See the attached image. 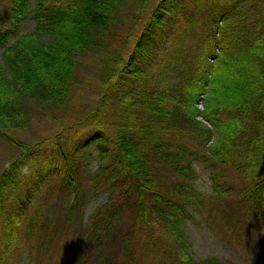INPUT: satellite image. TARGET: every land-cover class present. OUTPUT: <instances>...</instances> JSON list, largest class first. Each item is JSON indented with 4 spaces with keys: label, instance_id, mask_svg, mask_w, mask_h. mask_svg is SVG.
<instances>
[{
    "label": "trees",
    "instance_id": "1",
    "mask_svg": "<svg viewBox=\"0 0 264 264\" xmlns=\"http://www.w3.org/2000/svg\"><path fill=\"white\" fill-rule=\"evenodd\" d=\"M125 1L4 6L0 134L20 153L0 174V262L24 238L49 264H252L195 257L186 226L227 202L264 233V0H142L141 30L117 33ZM28 18L34 28L8 43ZM121 36L128 50L113 46ZM97 51L95 95L77 116V72ZM32 102L60 124L35 141L18 134ZM93 145L100 162L82 173L76 155ZM198 165L216 194L198 188Z\"/></svg>",
    "mask_w": 264,
    "mask_h": 264
},
{
    "label": "rangeland",
    "instance_id": "2",
    "mask_svg": "<svg viewBox=\"0 0 264 264\" xmlns=\"http://www.w3.org/2000/svg\"><path fill=\"white\" fill-rule=\"evenodd\" d=\"M157 0H149L150 4L153 5ZM142 0H126L122 11L124 12L126 19L120 23L117 29H125L128 26L132 31L139 32L142 25L135 27V11ZM8 3V0H0V24L2 16L6 13L4 6ZM142 20V19H141ZM13 22L8 21L5 28H12ZM35 26L33 19L28 18L23 21L18 27V32L12 33L9 37L8 43L15 40V38L24 31L32 30ZM113 46H117L120 49H129L127 39L125 37H120L118 40L112 41ZM218 48V45H216ZM95 56L86 55L82 58V63L77 72L78 87L76 96L72 98V102L68 103L67 106L70 108V112L80 116L82 110L86 108L87 105L92 104L91 98L95 95V87L97 82L95 80V69L96 65L101 66L103 59H105L106 54L102 52H92ZM212 56V55H211ZM214 56V55H213ZM86 61L83 63V60ZM208 60H213V58H207ZM0 63L3 64L2 58V48L0 47ZM200 79V78H199ZM233 77L229 75V83L225 84V87L230 88V81ZM243 81V80H242ZM199 101H202L200 99ZM50 103H31L32 112V128L30 130L18 132L19 137L25 140H37V138L49 135L53 131L59 128V122L52 118V113L48 109ZM74 105V106H73ZM66 106V105H65ZM73 106V107H72ZM198 106L203 108L202 104L199 102ZM66 108V107H64ZM61 114H66L62 110H58ZM53 112V111H51ZM66 118L71 117L70 114ZM79 118V117H78ZM73 120L74 118H70ZM82 132H74V138L81 136ZM95 145V144H94ZM90 150L78 151L76 159L80 164V170L87 171L98 164L100 150L94 146ZM20 153L19 148H17L10 140L5 136L0 134V174L4 170L5 166L11 162ZM84 164H88L89 169L85 167ZM199 166V165H198ZM78 172V171H77ZM197 186L202 192L208 195L216 194L211 186V180L209 178V173L206 169L199 166L198 167V180ZM233 196H225L228 202L233 204L234 207L237 206L238 199L232 198ZM101 202V198L94 197L92 206ZM222 208L225 212L217 211L216 207H213L214 216L211 215V210L203 207L202 210L194 211L193 217H189L187 221L186 230H189L190 239L192 242L193 254L197 258L207 257V256H217L219 258L232 259L238 262H250L252 264H264V246L260 249L257 247L258 244L263 245L264 233L261 234L259 229L253 226V224L245 225L244 220L238 222L239 214L236 212H231L230 207L227 202H222ZM205 206V205H204ZM238 208L241 212L244 211L242 206L238 204ZM54 213L59 212L56 208L53 209ZM229 213V214H228ZM61 251L64 253V249L61 247ZM49 255L44 257L34 258V249L31 243L24 240V238L19 239L12 247V252L7 255V260L5 264H49ZM56 256V254H55ZM42 259V260H41ZM63 259V257H62ZM0 264H4L0 262Z\"/></svg>",
    "mask_w": 264,
    "mask_h": 264
}]
</instances>
